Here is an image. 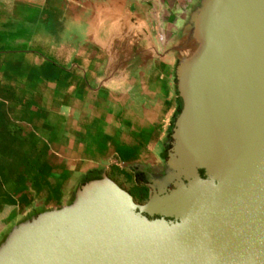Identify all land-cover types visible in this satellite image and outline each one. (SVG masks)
Segmentation results:
<instances>
[{"label": "crops", "instance_id": "crops-1", "mask_svg": "<svg viewBox=\"0 0 264 264\" xmlns=\"http://www.w3.org/2000/svg\"><path fill=\"white\" fill-rule=\"evenodd\" d=\"M199 0H0V242L107 176H165L181 31Z\"/></svg>", "mask_w": 264, "mask_h": 264}, {"label": "water", "instance_id": "water-1", "mask_svg": "<svg viewBox=\"0 0 264 264\" xmlns=\"http://www.w3.org/2000/svg\"><path fill=\"white\" fill-rule=\"evenodd\" d=\"M176 58L180 107L147 202L90 179L14 225L0 264H264V0H199Z\"/></svg>", "mask_w": 264, "mask_h": 264}, {"label": "flooded vegetation", "instance_id": "flooded-vegetation-1", "mask_svg": "<svg viewBox=\"0 0 264 264\" xmlns=\"http://www.w3.org/2000/svg\"><path fill=\"white\" fill-rule=\"evenodd\" d=\"M179 111V110H178ZM178 113V112H177ZM169 142H170V139H169ZM168 148H169V144H168ZM167 148V149H168ZM202 172V173H201ZM199 173L200 175L203 177V170H199ZM165 176H163L164 178ZM162 178V179H163ZM162 179H160V181H156V182H147V183H143V182H140L139 183V186L137 188L136 191H133L131 192V196L134 200V202L138 205H142V204H145L148 200V196L150 194V191H151V187L154 185V186H159L160 185V182L162 181ZM167 188H172V185L171 184H167ZM142 214L144 216H146L147 218L149 219H155V218H160L159 215L157 214H153V215H149L148 213L146 212H142ZM167 219V218H166ZM169 220V219H167Z\"/></svg>", "mask_w": 264, "mask_h": 264}, {"label": "trees", "instance_id": "trees-1", "mask_svg": "<svg viewBox=\"0 0 264 264\" xmlns=\"http://www.w3.org/2000/svg\"><path fill=\"white\" fill-rule=\"evenodd\" d=\"M202 173V172H201Z\"/></svg>", "mask_w": 264, "mask_h": 264}]
</instances>
